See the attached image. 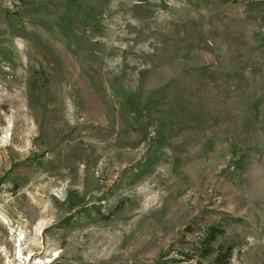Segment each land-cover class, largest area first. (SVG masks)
<instances>
[{
	"label": "rangeland",
	"instance_id": "rangeland-1",
	"mask_svg": "<svg viewBox=\"0 0 264 264\" xmlns=\"http://www.w3.org/2000/svg\"><path fill=\"white\" fill-rule=\"evenodd\" d=\"M212 226L264 264V0H0V264H184Z\"/></svg>",
	"mask_w": 264,
	"mask_h": 264
},
{
	"label": "trees",
	"instance_id": "trees-1",
	"mask_svg": "<svg viewBox=\"0 0 264 264\" xmlns=\"http://www.w3.org/2000/svg\"><path fill=\"white\" fill-rule=\"evenodd\" d=\"M223 229L212 226L206 233L204 238L200 241V247L197 249L198 260L192 255L184 254V264H203L201 259H210V264H230L233 247L230 245L219 244L214 246L218 236L223 235ZM181 261V262H182ZM193 261V262H192ZM180 261H176V263ZM50 264H61L59 261H53ZM72 264V263H69Z\"/></svg>",
	"mask_w": 264,
	"mask_h": 264
}]
</instances>
